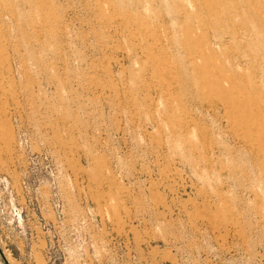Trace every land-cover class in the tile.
Instances as JSON below:
<instances>
[{
  "label": "rangeland",
  "instance_id": "obj_1",
  "mask_svg": "<svg viewBox=\"0 0 264 264\" xmlns=\"http://www.w3.org/2000/svg\"><path fill=\"white\" fill-rule=\"evenodd\" d=\"M0 264H264V0H0Z\"/></svg>",
  "mask_w": 264,
  "mask_h": 264
}]
</instances>
